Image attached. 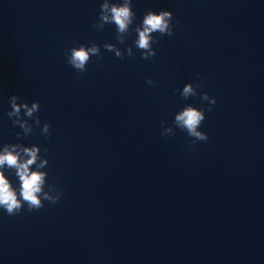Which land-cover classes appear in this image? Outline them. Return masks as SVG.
I'll return each mask as SVG.
<instances>
[{"label":"clouds","instance_id":"1","mask_svg":"<svg viewBox=\"0 0 264 264\" xmlns=\"http://www.w3.org/2000/svg\"><path fill=\"white\" fill-rule=\"evenodd\" d=\"M134 20L135 12L132 9V0H118V2L103 0L100 5L98 22L93 26L103 29L106 24H114L116 39L123 44ZM174 27L171 11L161 9L158 13L152 10L146 12L141 24L134 29L137 33L134 44L141 51V59L148 60L156 55V50L152 45L159 41L154 39V33H159L161 36H172ZM103 47L109 52H114L115 56L121 59L124 58L125 51L128 56L134 55L131 47H127L125 51L111 43H106ZM93 56H96L97 59L103 58L99 45L95 43L80 44L68 50L67 63L77 72L83 73L87 70V65ZM146 83L153 85L155 82L149 78ZM199 87V85L194 86L192 83H187L179 95L184 99L197 96ZM200 98L202 101L208 102V110L211 111V105L216 103L215 98L210 97L206 92L200 94ZM18 100L20 97L15 94L10 97L11 110L7 112V115L12 119L13 126L18 125L23 130V135L27 136L33 132V126L24 117L34 118V123L39 125L40 118L34 114L39 112L41 105L39 101H34L29 105L27 102L18 103ZM205 118L203 109L186 104L182 110L175 114L171 126L161 121L163 129L161 135H175V129L178 128L192 138L193 145L197 141H207V133L200 130ZM41 132L50 136V125L45 123ZM20 136L21 133H17L18 139ZM44 152H47V148L44 149ZM40 153L41 149L38 145L25 146L22 143L4 144L0 149V209H3L7 215L19 214L25 205L31 212L43 208L45 201L56 204L60 200L62 193L55 185H48V190H45L48 174L42 169L48 165V159L46 156H41ZM5 169L14 170V174L19 180V189L13 187L5 175Z\"/></svg>","mask_w":264,"mask_h":264}]
</instances>
